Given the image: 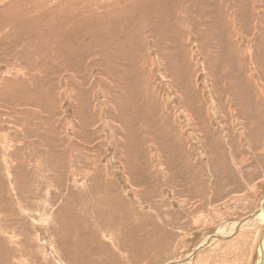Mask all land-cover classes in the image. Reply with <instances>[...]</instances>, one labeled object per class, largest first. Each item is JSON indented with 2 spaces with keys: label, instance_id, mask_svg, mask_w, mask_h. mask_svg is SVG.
<instances>
[{
  "label": "rangeland",
  "instance_id": "obj_1",
  "mask_svg": "<svg viewBox=\"0 0 264 264\" xmlns=\"http://www.w3.org/2000/svg\"><path fill=\"white\" fill-rule=\"evenodd\" d=\"M263 202L264 0H0V264H264Z\"/></svg>",
  "mask_w": 264,
  "mask_h": 264
},
{
  "label": "water",
  "instance_id": "obj_2",
  "mask_svg": "<svg viewBox=\"0 0 264 264\" xmlns=\"http://www.w3.org/2000/svg\"><path fill=\"white\" fill-rule=\"evenodd\" d=\"M264 207V202L262 203V205H261V207H260V209L258 210V211H256L255 213H253V214H251L246 220H244V221H242V222H240L239 223V225L240 224H244V222H247V221H250V220H252L253 219V217H255V216H257L258 215V213H259V211L262 209ZM238 229V228H237ZM236 232V231H235ZM219 239H222V237H220V236H217V235H214V236H212V237H210V238H208L207 240H206V243L204 244V245H200V246H198L193 252H192V254H191V256L189 257V258H187V259H183V260H181V261H178V262H174V263H170V264H186V263H188L202 248H204L205 246H207V245H209L211 242H212V240H219ZM227 239V238H226ZM261 252H262V248H261Z\"/></svg>",
  "mask_w": 264,
  "mask_h": 264
},
{
  "label": "bare ground",
  "instance_id": "obj_3",
  "mask_svg": "<svg viewBox=\"0 0 264 264\" xmlns=\"http://www.w3.org/2000/svg\"><path fill=\"white\" fill-rule=\"evenodd\" d=\"M184 12V11H183ZM181 20V19H180ZM176 21V20H175ZM177 22V21H176ZM216 22V21H215ZM179 23V22H178ZM177 23V24H178ZM182 26V25H181ZM188 38H189V36H188ZM232 46H233V44H231ZM239 49V48H238ZM250 50V49H249ZM233 52H235V49H233ZM235 55H234V62L236 63L237 61H238V66L239 67H242L243 68V63H245V62H247L248 61V59H247V54H245V53H241V52H238V53H234ZM245 55H246V57H245ZM251 55V54H250ZM253 65V64H252ZM242 68H240V69H242ZM240 72V71H239ZM204 74V73H203ZM208 79V78H207ZM258 86V85H257ZM261 92V91H260ZM263 95V94H262ZM162 107V106H161ZM212 107V106H211ZM208 110H212L213 111V109H210V107L208 108ZM233 111V110H232ZM228 113L231 115V110H229L228 111ZM215 115V114H214ZM232 117V116H231ZM235 120V119H234ZM158 121V120H157ZM186 121V120H185ZM262 212L264 213V207L259 211V213H258V216H260L261 214H262ZM263 216H264V214H262ZM257 217V216H256ZM259 219V218H258ZM248 222V221H247ZM209 238V237H208ZM205 243H206V240L204 241ZM264 245V244H263ZM262 249L264 248V246L263 247H261ZM264 250V249H263Z\"/></svg>",
  "mask_w": 264,
  "mask_h": 264
}]
</instances>
